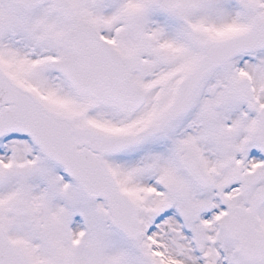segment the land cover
<instances>
[{"label":"snow or ice","instance_id":"6c2138e0","mask_svg":"<svg viewBox=\"0 0 264 264\" xmlns=\"http://www.w3.org/2000/svg\"><path fill=\"white\" fill-rule=\"evenodd\" d=\"M0 264H264V0H0Z\"/></svg>","mask_w":264,"mask_h":264}]
</instances>
